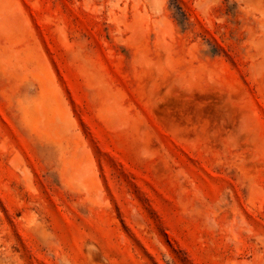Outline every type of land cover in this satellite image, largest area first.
Segmentation results:
<instances>
[{"label":"rangeland","instance_id":"1","mask_svg":"<svg viewBox=\"0 0 264 264\" xmlns=\"http://www.w3.org/2000/svg\"><path fill=\"white\" fill-rule=\"evenodd\" d=\"M0 264H264V0H0Z\"/></svg>","mask_w":264,"mask_h":264}]
</instances>
